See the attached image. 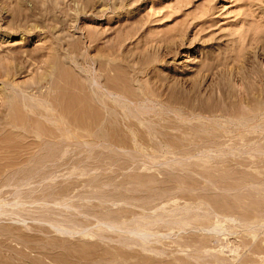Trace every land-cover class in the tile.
<instances>
[{
  "label": "rangeland",
  "instance_id": "374dc122",
  "mask_svg": "<svg viewBox=\"0 0 264 264\" xmlns=\"http://www.w3.org/2000/svg\"><path fill=\"white\" fill-rule=\"evenodd\" d=\"M0 212V264H264V0H0Z\"/></svg>",
  "mask_w": 264,
  "mask_h": 264
},
{
  "label": "bare ground",
  "instance_id": "6f19581e",
  "mask_svg": "<svg viewBox=\"0 0 264 264\" xmlns=\"http://www.w3.org/2000/svg\"><path fill=\"white\" fill-rule=\"evenodd\" d=\"M33 10V9H32ZM92 84L94 85V88H93V90L95 91V93H97V92H99L100 91V89L101 90H104L105 92H108L109 90H107L106 89V87H104V86H102L101 84H99L98 83V81L97 80H92ZM102 92V91H101ZM3 211V210H2ZM1 213V212H0ZM6 214V213H5ZM8 215H9V213H8ZM107 225H110L109 223L107 224ZM113 226V225H112ZM110 228H112V227H110ZM61 231V230H60ZM132 231H134V229L132 230Z\"/></svg>",
  "mask_w": 264,
  "mask_h": 264
}]
</instances>
